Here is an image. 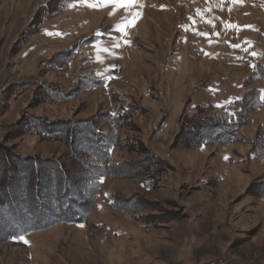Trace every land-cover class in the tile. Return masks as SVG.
Masks as SVG:
<instances>
[{
  "label": "rangeland",
  "instance_id": "374dc122",
  "mask_svg": "<svg viewBox=\"0 0 264 264\" xmlns=\"http://www.w3.org/2000/svg\"><path fill=\"white\" fill-rule=\"evenodd\" d=\"M89 4L102 0H0V146L73 166L66 143L10 127L32 114L110 130L102 116L123 112L110 162L150 156L170 169L147 189L81 164L82 179L100 181L87 215L2 241L0 264H264V0ZM254 95L238 140L179 144Z\"/></svg>",
  "mask_w": 264,
  "mask_h": 264
},
{
  "label": "trees",
  "instance_id": "16d2710c",
  "mask_svg": "<svg viewBox=\"0 0 264 264\" xmlns=\"http://www.w3.org/2000/svg\"><path fill=\"white\" fill-rule=\"evenodd\" d=\"M77 48L75 45L67 52L74 56ZM95 84L105 86L106 81L101 79L84 87L92 88ZM16 85L19 89L13 94L17 96L24 88L22 90L23 86ZM60 93L49 89L45 96L55 100L66 96ZM260 104L261 101L254 95L250 100L236 102L232 111L211 113L206 117L207 120L191 127L188 138L192 136V142L188 140L179 144L199 146L213 142H234L239 139L240 129L248 123L252 109ZM102 117H105L103 123L112 124L110 130L102 128V119L89 124L71 122L64 125L48 122L32 114L22 116L18 123L10 127L13 137L33 135L45 142L66 143L72 154H79L77 159L80 164H54L52 161L18 154L8 146H0V243L10 237L43 230L58 223L82 221L81 216L86 214L92 196L99 191L100 181L90 177L82 179L79 175L81 170H78L81 164L94 171L96 177L130 178L147 189H156L163 183L170 167L162 160L147 156L139 161L122 164L121 167L110 162V151L118 141L115 128L130 124L131 117L123 112L108 113ZM83 154L93 161L87 160ZM126 209L135 213L129 207ZM135 217L144 219L145 216ZM145 226L150 227L152 223Z\"/></svg>",
  "mask_w": 264,
  "mask_h": 264
},
{
  "label": "snow or ice",
  "instance_id": "6c2138e0",
  "mask_svg": "<svg viewBox=\"0 0 264 264\" xmlns=\"http://www.w3.org/2000/svg\"><path fill=\"white\" fill-rule=\"evenodd\" d=\"M85 2H87V0H85ZM235 2H239V0H235ZM109 3L113 4L115 6L128 7V6H133L136 3H138V0H102V4H100V5L89 4L88 6L89 7H98V6H104V5L109 4ZM117 30L123 31V28L121 26H117ZM116 46H118V45H116ZM217 106L219 107L220 105H217Z\"/></svg>",
  "mask_w": 264,
  "mask_h": 264
},
{
  "label": "bare ground",
  "instance_id": "6f19581e",
  "mask_svg": "<svg viewBox=\"0 0 264 264\" xmlns=\"http://www.w3.org/2000/svg\"><path fill=\"white\" fill-rule=\"evenodd\" d=\"M212 264H219V263H212Z\"/></svg>",
  "mask_w": 264,
  "mask_h": 264
},
{
  "label": "built area",
  "instance_id": "2783aa9c",
  "mask_svg": "<svg viewBox=\"0 0 264 264\" xmlns=\"http://www.w3.org/2000/svg\"><path fill=\"white\" fill-rule=\"evenodd\" d=\"M219 264H223V263H219Z\"/></svg>",
  "mask_w": 264,
  "mask_h": 264
}]
</instances>
